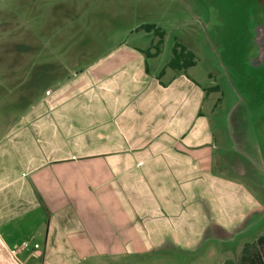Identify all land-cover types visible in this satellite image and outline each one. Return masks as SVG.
I'll list each match as a JSON object with an SVG mask.
<instances>
[{"label": "rangeland", "instance_id": "obj_1", "mask_svg": "<svg viewBox=\"0 0 264 264\" xmlns=\"http://www.w3.org/2000/svg\"><path fill=\"white\" fill-rule=\"evenodd\" d=\"M253 12H259L258 28H264V0H0V122L24 113L21 101L14 109L16 95L6 89L14 79L28 86L30 101L37 102L49 99L47 92L70 76L76 87L108 86L100 97L110 109L109 128L126 134L102 142L100 151L111 144L113 151L131 152L115 155L116 160L130 156V205L122 209L124 217L117 218L123 197L109 205L90 204L91 210L81 204L78 212L87 217L79 220L81 229L90 227L94 239L86 230L76 232L81 252L65 248L56 259L62 255L64 264H240L244 245L264 234V66L256 63L258 57L246 60L250 49L258 56L260 46L252 34L257 27L243 21V14ZM152 24L165 32V49L149 61L153 74L139 79L134 68L148 61L143 51L158 39L141 27ZM175 43L196 49L197 67L190 76L210 88L201 107L215 149L206 156L176 157L173 166L154 145L144 156L140 146L143 123L155 121V102L148 101L152 87ZM87 70L101 73L105 82L93 83L96 77L87 74L86 82L82 75L74 77ZM13 73L11 81L7 76ZM63 94L67 101L72 98L69 90ZM102 108L89 107L82 122L90 125ZM234 186L243 189V199L252 196L251 204L236 206L242 223L230 220L234 206L227 200L238 196ZM112 216L123 226H112ZM223 221L240 229L223 232Z\"/></svg>", "mask_w": 264, "mask_h": 264}, {"label": "crops", "instance_id": "obj_2", "mask_svg": "<svg viewBox=\"0 0 264 264\" xmlns=\"http://www.w3.org/2000/svg\"><path fill=\"white\" fill-rule=\"evenodd\" d=\"M258 16L259 12L243 14V21L249 28L257 27L252 34H256L254 43L260 46L258 56L250 49L245 57L247 61L258 57L256 63L262 67L264 28H258ZM152 25L158 28V25ZM151 34L153 32L147 33V36ZM251 39L254 40L253 36ZM183 44L190 51L187 43ZM164 46L165 40L162 53L158 57H147L148 61L134 68V74L139 79L153 74L149 61L160 58L164 53ZM191 50L197 59L195 47ZM171 57L159 69V75L165 70L164 74L158 77L157 84L152 87L155 89L154 97L148 101L155 102V121H147L146 125L143 123V145L140 150H143L144 156V151L154 145L157 155L168 154L173 165L174 162L177 164L176 157L186 158L193 153L199 155L198 157L206 156L212 148L215 149L212 144L215 139L211 137L212 130L208 126L207 115L203 113L205 110L201 107L209 97L207 90L210 88L201 87L198 80L190 76L191 69L197 67V60L195 66L177 72L167 68ZM86 74L96 77L93 83L99 80L105 82V76L97 74L96 70H87L74 77H85ZM15 76L13 73L7 77L13 81ZM87 77L83 79L84 82ZM67 79L62 87L47 92L49 99L42 98L37 102L30 101V88L19 86V78L14 79L15 84L10 85V88L6 87L8 91L11 89L9 92L12 96L16 95L11 102L14 109H19L21 101L24 113L20 114V117L16 114V117L13 115L12 118L1 119L0 122V264H52L53 261H57L56 264H64L62 255L56 259L57 253H63L64 249L69 247H72L73 254L75 250L81 252V249L76 247V232L86 230L91 232L90 239H94V231L90 227L81 229L79 220H87L86 216L78 212L81 204L89 205L91 210L90 204L98 205L101 201L102 205H109L117 198L123 197L124 206L120 207L117 218L124 217L123 210L126 211V206L130 205V156L124 155L123 159L116 160L115 155L131 152L124 149L113 151L110 149L111 144H107L108 148H101V151L99 148L102 142L110 143L126 134L123 128H120L119 132L109 128L112 126L110 109L106 108L100 97L108 93V86L105 87L107 90L98 85L81 87L78 84L76 87L70 76ZM68 84L70 85L67 86ZM67 90L72 95L69 101L63 96ZM91 95L93 101L90 100ZM52 96L54 98H50ZM95 105L103 107L100 109V118L93 120V124L85 125L80 116ZM190 105L194 109L193 112L190 111ZM193 130L201 131L202 134L197 136ZM181 143L182 146L179 147ZM108 156L114 158L110 159ZM206 165L212 166L210 162ZM161 172L166 174L167 171L164 169ZM174 172L175 169H172L171 173ZM234 189L238 196L227 200L228 204L234 206L232 210L235 215L230 220L242 223V209L238 210L236 206L244 204V201L248 205L251 204L252 196L248 194L245 200L243 189L241 188L243 193L239 192L236 186ZM226 221L219 225L223 232L240 229L236 224L231 225ZM109 222L116 229L120 227L118 224H121V221L116 223L113 216ZM241 223L238 222V225ZM263 238L264 234L252 243H246L243 254L248 249L251 253L255 251L256 256L260 251L264 257V242L254 251L251 247ZM24 242L28 243L26 249L20 247ZM35 245H39V248H35ZM17 247L18 252L14 254L13 249ZM240 264H258V259L243 255Z\"/></svg>", "mask_w": 264, "mask_h": 264}, {"label": "trees", "instance_id": "obj_3", "mask_svg": "<svg viewBox=\"0 0 264 264\" xmlns=\"http://www.w3.org/2000/svg\"><path fill=\"white\" fill-rule=\"evenodd\" d=\"M142 30H144L147 33L153 32L154 35L158 38L156 43H153L149 50L143 51L148 58H156L162 53L163 45H164V39H165V33L157 28L155 25H143L141 27ZM153 51V52H152ZM196 65V56L193 52L189 51L186 47H184L180 43H176L175 46L172 49V57L169 63L167 64V68H170L174 71L181 72L185 71L193 66ZM163 70L159 77H162L164 74ZM216 90V89H213ZM209 90H207L208 92ZM264 242V238L260 239L258 243L253 245V251L257 248L258 245L262 244ZM244 256L252 257L258 259V264H264V257L262 252H258L256 256V252L254 253L248 252V249L244 252Z\"/></svg>", "mask_w": 264, "mask_h": 264}, {"label": "built area", "instance_id": "obj_4", "mask_svg": "<svg viewBox=\"0 0 264 264\" xmlns=\"http://www.w3.org/2000/svg\"><path fill=\"white\" fill-rule=\"evenodd\" d=\"M20 247L23 248V249H24V248L26 249V248L28 247V243H27V242H24V243L21 244ZM35 248H39V245H35ZM18 249H19L18 247L15 248V249H13V253H14V254H17Z\"/></svg>", "mask_w": 264, "mask_h": 264}]
</instances>
